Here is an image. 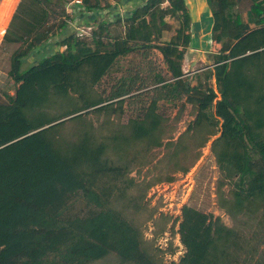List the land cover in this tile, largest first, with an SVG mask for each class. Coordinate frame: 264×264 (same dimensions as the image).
<instances>
[{"label":"trees","instance_id":"1","mask_svg":"<svg viewBox=\"0 0 264 264\" xmlns=\"http://www.w3.org/2000/svg\"><path fill=\"white\" fill-rule=\"evenodd\" d=\"M70 1L20 0L3 36L20 45L7 72L13 94L0 104V264H90L109 254L121 263L164 264L129 209H139L152 184L173 177L148 182L130 198L135 182L129 173L151 161L156 148L185 173L186 140L200 148L213 136L218 206L252 224L242 232L182 205L177 233L183 253L168 264H264V0H248L244 16L236 9L240 0H213L211 61L189 76L181 69L193 44L185 0H141L121 13L100 0H81L71 4L73 13L82 8L72 18L63 13ZM108 8L111 17L99 19L88 37L70 32L49 42L65 20L84 15L85 22ZM112 27L121 34L110 33ZM140 49L156 50L166 74H154L148 85L136 84L137 74L123 75L107 94L99 91L119 60ZM38 52L21 71L22 60ZM150 86L154 96L113 125L125 99ZM159 100H181L180 108L191 109V121L174 140L165 136Z\"/></svg>","mask_w":264,"mask_h":264},{"label":"rangeland","instance_id":"2","mask_svg":"<svg viewBox=\"0 0 264 264\" xmlns=\"http://www.w3.org/2000/svg\"><path fill=\"white\" fill-rule=\"evenodd\" d=\"M190 5L191 0H188ZM100 5L103 7L106 3L113 6L114 0H100ZM73 1L68 2L65 7L67 11H71V4ZM71 6V7H70ZM248 0H240L236 6V9L244 16L245 11L249 7ZM112 8L102 10V14L94 16L93 22H83L81 16L79 20L67 19L66 26L62 29H54L55 33L49 42L53 43L60 40L63 35L74 32V36L83 38L90 35L91 30L96 29L99 19L108 20L111 15L108 14ZM118 9V10H117ZM113 9L121 13V8ZM72 18L73 14H68ZM83 17V16H82ZM57 19H64L63 13L56 16ZM55 18V19H56ZM95 19V20H94ZM167 21L174 26L175 23L171 19ZM122 29L120 27H112L110 33L116 35L121 34ZM170 34V33H168ZM168 34L166 36H168ZM63 46L55 47L58 50H62ZM31 55L25 58L21 62L20 70H25L32 63H35L38 58V54ZM198 54L193 50H186L185 57L182 61V69L188 76L202 70L203 66L210 64L211 59L207 54ZM210 55V54H209ZM10 60V59H9ZM166 74L164 63L160 57V54L156 50L142 51L140 49L137 52H132L125 57L121 58L111 72L110 75L102 78L99 91L104 89V93L107 94L112 85L116 84V81L120 76L137 74L139 76L135 82L146 83L147 85L153 81L154 74ZM143 78H145L143 80ZM11 83L4 88L1 92L3 96L7 97L8 88ZM212 87H214L211 81ZM11 89V88H10ZM141 93L137 98L133 97L129 101L125 99L122 107V115L120 117H113L111 121L113 125L118 126L119 123H124L128 117H132L140 109L141 102L147 103L152 96V86L148 87ZM139 92V91H138ZM181 100L174 102H164L163 100L158 101V112H160L164 118H166L167 129L165 136H172L173 140L181 134L186 125L192 119L191 109L188 104H185L182 108ZM175 116H178L175 120ZM213 137H210L208 141L200 148H196L191 140H186V143L190 144L189 155L180 162L182 166L190 167L187 172L181 173L178 170H174L172 166V160L168 159L164 155V150L161 148L154 149L152 154V160L147 162L145 165L139 168H133L129 173L134 179L135 185L129 191L128 197L136 198L140 190L148 182H153L157 178H163L171 175L172 181L156 182L152 184L145 192L144 198L140 203L142 205L138 210L129 209L131 219L140 225L143 237L147 240L153 239L154 246H157L161 251L162 262L168 264L170 260L177 258L183 253V247L178 240L177 224L178 217L180 216V208L182 205H190L198 210L206 213H211L213 216H218L220 220L226 226H232L239 228L242 232H246L247 228L251 226V222L248 221L245 216L238 215L235 220L227 216L223 209L218 206V182L221 180L220 173L216 167L213 154L210 151V143ZM167 140L163 138V142ZM198 154L196 160L193 161V155ZM228 184H224L221 187V191L227 195ZM154 210L151 216L150 212ZM173 249V250H172ZM171 252H170V251ZM90 264H128L121 263L113 254L107 255L105 258L95 261Z\"/></svg>","mask_w":264,"mask_h":264},{"label":"crops","instance_id":"3","mask_svg":"<svg viewBox=\"0 0 264 264\" xmlns=\"http://www.w3.org/2000/svg\"><path fill=\"white\" fill-rule=\"evenodd\" d=\"M19 1L20 0H0V104L5 103L6 97L3 96L1 91L4 88H6L9 85V83H11V85L8 88L7 95L8 96L12 95L14 90V85L11 79L9 78L7 72L9 70L10 56L12 52L20 45V43L6 42L3 40V36L6 32L8 23ZM139 1L141 0H130L129 2H125L123 5H119V4H112V5L116 6L115 9L121 8V10H123L137 4ZM188 2L190 1L185 0V3L189 11L190 34L193 40V44L187 50H193L194 52L200 53L202 55L203 53L207 54L209 53V47H210V38L208 35L211 27V14L215 11L216 4L213 0H191L192 2L191 5ZM73 10L74 7H72L71 11L68 12L66 7H64L63 13L75 14L79 10H82V8H78V11L74 13L72 12ZM83 17L85 16L83 15ZM80 20L83 21L82 15ZM88 20L91 23L93 22L92 17L89 18ZM200 54H198V59H200L199 57ZM185 56L186 55L184 54V57ZM181 69H182V65H181Z\"/></svg>","mask_w":264,"mask_h":264},{"label":"built area","instance_id":"4","mask_svg":"<svg viewBox=\"0 0 264 264\" xmlns=\"http://www.w3.org/2000/svg\"><path fill=\"white\" fill-rule=\"evenodd\" d=\"M80 1H81V0H73V2H75V3H80ZM172 260H175V259L172 258ZM170 261H171V260H170ZM170 261H169V262H170Z\"/></svg>","mask_w":264,"mask_h":264}]
</instances>
